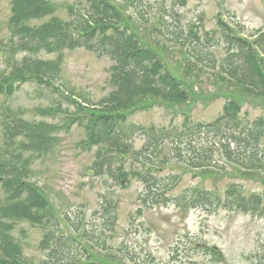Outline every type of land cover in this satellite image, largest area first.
Masks as SVG:
<instances>
[{"label":"trees","instance_id":"1","mask_svg":"<svg viewBox=\"0 0 264 264\" xmlns=\"http://www.w3.org/2000/svg\"><path fill=\"white\" fill-rule=\"evenodd\" d=\"M118 1L129 0H86L87 9L74 13L71 8V20L62 21L54 17L55 9L47 0H12L13 15L8 24L10 42L3 43L0 48V55L8 66L0 73V94H10L15 82H26L30 78L41 87H54L55 93L76 107L75 113L69 114L67 109L58 105L39 109L42 116H63V129H70L74 124L85 129L83 150L85 147L89 150L97 148L93 165L96 176L108 175L123 187L130 184L129 177L140 181L146 185L153 206L172 203L186 212L198 208L213 212L226 209L264 216V194H246L239 184L229 185L224 195L188 189L179 197L170 199L165 192L176 184L175 178L164 183L154 175L172 161L200 171L202 175H213L226 171L216 160L220 157L239 168L235 170L243 177L264 176V114L251 119L249 112H244V99L234 95L237 93L256 101L264 99V60L261 57L264 36L251 43L219 18L217 24L226 55L217 61L216 55L209 49L217 45L214 36L205 35L202 41L191 27L187 37L196 39V42H187L183 32L171 31L165 26L167 34L164 35L176 38L168 39L173 42L172 46L179 45L178 49L184 51V57L208 70L218 71L221 88L225 89L224 85L227 87L228 101L222 114L208 123L195 122L186 117L180 127L146 128L130 121V117L156 103L168 109L175 103H185L191 87L163 66L149 43L164 52L169 48L159 41L152 42V39L146 42L136 25L129 20L126 22L121 8L115 4ZM141 1L130 3L144 24V16L137 8ZM48 17L50 19L39 26L33 24ZM80 49L98 58L107 57L112 62V90L98 105L68 95L62 88L54 86L60 77L64 54ZM21 53L26 55L19 60ZM43 53L53 55L55 59L43 61L35 58ZM185 60L188 74L194 70L201 72L195 64ZM46 93L42 90L40 95ZM149 98L153 99L148 104ZM260 106L264 111V102ZM4 118L5 144L0 154V187L6 198L0 201V264H29L22 258L21 245L15 243L11 236L14 225L24 223L39 227L44 232L40 250L46 256L40 264H110L105 260H113L111 256L90 254L91 248L82 241L88 237L87 233L84 235L85 229L80 230V224L74 226L68 219L61 221L49 203L28 182L33 161L53 150L56 145L54 133L61 127L44 122L29 124L10 107L6 108ZM138 136L145 138L146 143L135 151L132 141ZM167 145L170 148L164 152ZM25 154L30 156L24 158ZM129 159L138 163L139 168L131 164L126 171L124 162ZM104 208L108 216L104 225L112 228L115 224L112 211L116 205L106 200ZM72 229L73 232L70 231ZM206 252L213 263L222 262V255L217 249L207 248Z\"/></svg>","mask_w":264,"mask_h":264},{"label":"rangeland","instance_id":"2","mask_svg":"<svg viewBox=\"0 0 264 264\" xmlns=\"http://www.w3.org/2000/svg\"><path fill=\"white\" fill-rule=\"evenodd\" d=\"M47 1L55 9L54 17L62 21L71 20V8L75 13L88 6L86 0ZM130 1L133 0L115 3L121 8L126 22L129 20L136 25L146 42L152 39V42L159 41L166 45L169 49L164 52L149 43L153 52L159 55L163 66L176 74L179 81L191 87L185 103H175L170 109L156 103L137 111L130 117V121L146 128L159 129L180 127L190 115L195 122L208 123L215 120L222 114L228 101L226 85L225 89L221 88L216 70L204 68L200 69L201 72L194 70L188 74L184 52L172 46L173 42L168 38H176L164 35L167 34L165 26L171 31L183 32L185 39L191 27L202 41L205 35L211 34L217 45L209 49L216 55L217 61H221L226 53L217 24L219 16L238 33L249 38L264 31V0H142L137 8L144 16V24ZM12 15V0H0V48L3 43L10 42L8 24ZM49 19L33 24L39 26ZM162 37L167 39L163 40ZM187 40L190 42L191 39ZM192 40L196 42V39ZM25 55L19 54L18 59L21 60ZM35 58L47 61L54 60L55 56L43 53ZM4 60L0 55V73L8 68ZM111 67L112 62L107 57L98 58L83 49L67 51L60 77L54 86L62 88L68 95L98 105L112 90ZM41 86L30 78L26 82H15L10 94H0V154L5 144L3 122L7 107L18 112V116L29 124L44 122L60 127L65 125L63 116L48 118L38 110L59 105L67 109L69 114L75 113L76 107L55 93L54 87ZM42 90L47 92L45 97L40 95ZM234 95L244 99V112H249L251 119L264 114L260 106L264 99L258 98L256 101L237 93ZM151 99H148V104ZM144 104L147 102L144 101ZM188 110L191 111L190 115ZM54 137L56 145L53 150L45 157L33 161L28 182L49 203L61 221L68 219L74 226L80 224V230L85 229L84 235L87 233L88 237L82 241L91 248L90 254L111 256L113 260H105L110 264H264V217L226 209L213 212L198 208L186 212L172 203L168 206H153L146 185L140 181L129 177L130 184L123 187L108 175L96 176L93 165L97 148L89 150L85 147L83 150L85 129L75 124L70 129L61 127L54 133ZM145 143V138L138 136L132 141V147L139 151ZM169 148L167 145L164 152ZM29 156L25 154L23 157ZM216 160L226 171L202 175L172 161L154 175L164 183L175 178L176 184L165 192V196L170 199L179 197L188 189L224 195L231 184L241 185L246 194H264V176L243 177L220 157ZM124 164L126 171H129L131 164L135 168L140 166L131 159ZM5 198L0 187V201ZM106 200L116 205L112 211L115 218L112 228L108 224L104 225L108 217L104 208ZM70 231L73 232V229ZM43 234L41 228L31 224L14 225L11 236L15 243L21 245L22 258L29 264H40L46 256L40 250ZM207 248L217 249L222 255V262L213 263L206 252Z\"/></svg>","mask_w":264,"mask_h":264}]
</instances>
